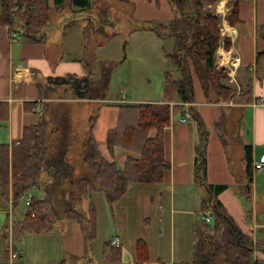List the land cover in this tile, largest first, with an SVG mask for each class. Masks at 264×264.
<instances>
[{"label": "trees", "instance_id": "trees-1", "mask_svg": "<svg viewBox=\"0 0 264 264\" xmlns=\"http://www.w3.org/2000/svg\"><path fill=\"white\" fill-rule=\"evenodd\" d=\"M153 2L152 0H148ZM242 0H233L232 13L227 17L234 26L239 23V6ZM98 0H0V27L8 30L11 38L14 35L22 37L27 43H44L47 35L44 29L51 23V13H62L68 6L92 11ZM173 22L169 25H158L148 28L163 38L175 39L174 57L180 69V76L165 73L163 103H146L138 105H121L118 126L107 133V145L111 153L117 148L137 154V158L128 157L124 169L116 162H109L99 150L94 134L98 116L87 120L83 142V153L80 164L72 159V121L68 112H64L61 120L53 125L45 114L46 107L41 111L39 121L24 128L20 140L12 144L0 145V213L16 211L21 202V196L33 187L42 185L45 192L43 199L33 198L27 206L24 218L12 224V241L15 247L21 244L29 234H51L58 223L62 221L78 224L84 234L87 246L97 238L98 211L92 198L95 193L104 194L112 207L127 194L132 184H161L165 174L170 169L166 158L164 134L171 126V117L183 115L186 112L184 103L194 104V76H201L206 85V93L214 92L216 98L228 102L236 96V92L226 85L228 75L225 70H218L216 55L222 41L221 24L223 18L208 14L206 6L217 3V0H191L194 16H187L183 5L185 0H168ZM155 5L160 9L159 1ZM91 23V24H90ZM93 24L84 29V51L90 41ZM111 38L101 25L96 31ZM225 47H231L229 39H223ZM264 54V53H263ZM95 74L89 69L87 76L49 78L45 85H40L41 96L45 105L49 95L60 87L71 91L72 97L78 101L104 100L109 93L108 85H99L94 80ZM211 86V87H210ZM246 102H252L253 89L251 75L247 77L243 90L239 95ZM183 103V104H182ZM174 104V105H172ZM34 106V104H26ZM37 107H34L36 111ZM132 114L126 117L124 110ZM190 110L199 121L201 139L204 147H198V157L195 162L196 181L204 185L210 194L202 204L199 214L200 221L195 232L194 257L190 262L175 264H258L254 259L255 243L235 224L233 218L216 200L220 191L226 185L215 186L208 183V162L206 155L207 139L202 130L204 123L192 106ZM10 106L8 102L0 101V120L8 121ZM136 119L132 123V118ZM226 114L217 123V130L223 145L227 147L224 129ZM74 124V123H73ZM75 126V124H74ZM76 131V126H75ZM151 130L157 131V137L149 138ZM71 156V157H70ZM244 162L248 171V179L252 180V148L245 146ZM86 167L90 175L83 174L80 168ZM58 196L63 199L62 206ZM90 200L87 211H83V200ZM10 207L12 209H10ZM203 214H210V223L202 219ZM2 240L8 245L10 224L4 226ZM110 238L104 243L102 258L107 262L122 260L123 249L113 245ZM8 251V249H7ZM137 264H150V251L147 244L140 240L136 246ZM62 264H68L66 260ZM156 264H166L158 262Z\"/></svg>", "mask_w": 264, "mask_h": 264}, {"label": "rangeland", "instance_id": "rangeland-1", "mask_svg": "<svg viewBox=\"0 0 264 264\" xmlns=\"http://www.w3.org/2000/svg\"><path fill=\"white\" fill-rule=\"evenodd\" d=\"M50 1L53 5V0ZM98 1V4L92 11L72 12L67 9L60 14L53 11L51 23L43 32L49 37L50 61L53 63L55 55L60 51L58 41L65 32H70L76 42L75 50L77 51L80 48L82 54L84 48L83 29L87 26L88 22H92L93 27L90 41L87 46V52L83 54V57L92 66H96L95 82L101 86L103 83H106L109 89L106 99L110 101L107 102L105 99L97 100L96 102L101 109L96 135L99 139H102L106 137L110 129L118 124L117 121L119 122L120 119L118 108L122 104L161 103L165 87V73H172L179 77L180 69L174 57L175 39L173 37L163 38L155 31H149L148 29L161 24L166 25L172 21L174 13L168 0H152L153 4L148 0ZM155 1H159L160 7L162 3V10L156 7ZM218 1L214 5L206 6L205 11L210 14L212 10H215V6L218 7ZM183 9L187 16L195 15L191 0H185ZM219 16L221 15L219 14ZM101 25L104 27L106 34L110 37L112 36L111 38H107L96 32ZM79 37L80 47L77 43ZM72 59L73 56L67 55L65 57L66 61ZM200 74L201 76L203 75L202 72ZM201 76L195 75L194 78L195 109L204 123L202 130L205 132L204 138L207 139L206 155L211 159L213 175L216 179L225 180L229 175L223 164L225 160L226 164L231 168L229 180L231 183H234V180L238 179L243 173L244 166L239 154L242 150L241 141H246L251 134L250 120L252 111L250 109L243 110L241 108L218 105L223 102L218 100L211 90L209 95L212 99H209L206 93V85ZM226 82L229 83V80ZM208 99L212 102L211 104H201L203 102L207 103ZM232 100L233 98L230 101ZM89 102L90 100L77 101L70 93L62 91L55 95L54 93L50 94L47 105L43 102L41 109L43 110L46 107L44 115L47 116L53 125H56L61 120L64 112H68L72 121L73 144L71 156L74 163L77 164H80L81 155L84 150L82 149L83 142L87 136L86 134L84 135L85 131L81 133L82 128L80 127L75 131L73 118L74 116L77 117V114L83 113L85 108L90 106L91 103ZM117 102L123 103L120 105ZM123 113L126 117L128 114H132L127 109ZM223 114H226V118L222 132L225 135L227 147L223 145L217 130V123ZM181 118L182 115L177 114L172 117V122L173 124L175 123L176 128L178 127L181 128L180 130H183V134L188 139L185 141L187 153L191 151V142H194V138L197 135L198 139H195V142L198 147L203 148L205 142H202L201 139L199 121L195 117H192L186 123H182L180 121ZM135 122L136 119L133 117L132 123ZM85 128L87 129V127ZM177 144H181L179 139ZM198 147H194L195 153H198ZM178 149L181 150L180 145ZM227 150L228 152L226 153ZM223 167L224 171L222 170ZM83 174L90 175L91 172L88 168L83 167ZM157 188V185H131L126 196L110 209L104 203L101 194H94L92 200L98 209L99 226L97 238L90 244V247L85 243L84 234L78 224L62 221L57 224L51 234H31L23 239L21 245L25 254L21 259V264H58L61 259H67L68 264H85L82 260H91L97 264H130L132 256L134 257L135 253L134 248L131 251L130 247H134V243H131L130 246L129 244L128 246H124L122 260L119 262H107L102 258L104 243L108 239L116 237V235L120 236V239L125 243L126 241L131 242L132 239L134 240L137 237H145L147 241L151 239L149 243L153 245V250L155 251L154 243L151 241H154L152 237L156 236L159 225L155 220H152V227L150 229H147L146 225H140L143 215L140 204L143 203L144 196L146 195L155 197ZM198 190L202 193L203 198H208L205 187L196 181L194 192H198ZM194 192L188 197L187 202H182L179 206L182 209L187 208L190 210L192 214L189 216L196 223L198 221L196 216L198 208L195 205L194 198L196 196ZM29 193L32 194L33 198L35 197L39 200L45 197L42 185L33 187ZM164 198H169V195L165 194ZM62 201L61 196H58V203L61 206L63 204ZM89 201L82 202L81 207L83 211L89 205ZM10 209L12 208L10 207ZM26 210L27 206L21 201L18 209L12 211V213L10 212V218L7 216V212L0 213V228L7 222L12 223L23 220ZM189 216H186L188 222ZM125 219L127 224H124ZM256 238L258 239V245L255 244V249L260 252L264 259V231L259 230ZM3 249L4 243L1 241V257L3 256ZM27 250H29V254ZM85 250L90 257L83 258ZM27 256L28 258H26ZM74 256H81V258L75 261L73 260ZM17 261L15 259V262ZM261 263L264 264V260H261Z\"/></svg>", "mask_w": 264, "mask_h": 264}, {"label": "crops", "instance_id": "crops-1", "mask_svg": "<svg viewBox=\"0 0 264 264\" xmlns=\"http://www.w3.org/2000/svg\"><path fill=\"white\" fill-rule=\"evenodd\" d=\"M232 5L233 0H219L218 7L215 6V10L210 12V14L221 15L223 18L221 25L222 38H227L231 41V47L227 49L222 39L215 61L217 69L220 71L225 70L228 75L229 83L226 82V85L236 92V97H234L232 101H222L223 103L221 104H215L221 105L222 107L227 106L231 108H241L243 110L250 109L252 111L250 120L251 134L246 141H241L242 150L239 155H241V161L244 166L242 175H240L238 179H235L234 183H231L229 180L231 168L224 160L223 164L229 175L225 180L216 179L213 175L211 159L207 156L208 183L215 186H228L226 189L218 193L216 200L220 202L227 213L233 218L236 226L244 234L252 238L254 243L258 245V239L256 238L258 231H264V171L255 170L253 165L260 161L264 155V0H242L239 6V23L234 26H232L227 20V17L232 13ZM67 9L72 12L86 11L73 6H68ZM159 10H162V3L161 9ZM173 19L172 15V21L166 25L171 24ZM88 25L89 22L87 23V26ZM86 27H84V29ZM48 42V36L44 43H27L24 42L22 37L13 40L7 29L0 27V101L8 102L10 106L9 120H0V145L12 144L14 141L20 140L24 128L39 121L42 104L46 101L42 98L39 87L40 85H45L49 78L66 76L83 78L87 76L88 69L96 76V66H92L83 57V54L87 52V49L85 52L83 48L82 54L80 48L76 51V42L72 38L70 32H65L59 39L58 43L60 51L55 55L53 63L50 61L51 56L49 54ZM77 43L80 47V37ZM67 55L73 56V59L66 61L65 57ZM250 75L252 78L253 100L249 103L239 95L243 90V85L245 84L247 77ZM66 90L67 88L60 87L57 90V93H61L62 91L65 92ZM57 93L55 92L54 95ZM69 93L72 96L71 91ZM208 98L212 99L210 95H208ZM209 99L207 103L203 102L201 104H211L212 102H210ZM106 101L108 102L110 100L106 99ZM96 102L97 100H90V106L85 108L83 113L80 112L81 114H77V117L74 116L73 118L76 128H82L81 133L85 131L87 120L91 116H98V125L101 109ZM122 103H120V105ZM161 103H163V101ZM195 103L191 105L194 109L196 108ZM26 104H34V106ZM184 106L186 110L191 108L186 106L185 103ZM34 107H37L36 111L33 110ZM118 109L121 113V106ZM226 114L229 115L228 113ZM128 116H130V114H128L127 117ZM173 116H175L174 113L172 114V117ZM172 117L171 126L166 129L164 134L166 158L170 163V169L165 174L164 182L161 184H140L157 185L158 187L155 197H149L146 195L144 196L143 203L140 204L141 212H143L140 225H146L147 229H150L152 227V220H155L159 225L156 236L152 237L154 238V241H151L154 243L155 251L153 250V245L149 243L151 239H148L149 241H147L145 237H137L134 240L132 239L131 242L126 241V243L122 241V239H120L121 237L118 235L112 237L120 240L123 253L125 245L128 246L129 244L130 246L131 243H134V247H130L131 251L133 248L135 251L130 264L138 263L136 246L137 242L140 240L144 241L149 248L151 258L150 264H156L160 261L166 264L190 262L194 257L195 232L201 218V216L199 218V214H201L202 211V204L206 200L203 198L200 190L194 192V185L196 183L195 162L198 157V153H195L194 147H198L195 142V139H198V135L194 138V142H191V151L187 153V145L185 141L188 139L185 134H183V130H180L181 128L178 127L176 128L175 123L173 124ZM97 125L94 129V134L98 142L99 150L107 161L116 162L120 169H124L128 157L137 158V154L121 148H117L114 150V153H111L106 141L107 135L102 139L97 137ZM117 126L118 124L115 127ZM156 137L157 131L151 130L149 138L154 139ZM177 137L181 144H177ZM179 145L181 150L178 149ZM245 146L252 148V180L250 181L248 179V171L244 162ZM227 152L228 150L226 153ZM222 170L224 171V167ZM80 171L83 172L82 167L80 168ZM130 186L128 190H130ZM205 189L208 193L207 199H209V191L206 187ZM192 192H194L196 196L194 200L196 208H198L196 213L198 221L196 223L192 220V217L189 216L192 212L187 208L182 209L179 206L182 202L188 201V197L193 194ZM165 194L169 195V198H164ZM101 195L108 209L112 208L108 204L105 195ZM83 201H87V199ZM88 207L89 205L84 208V210L87 211ZM186 216L190 217L189 222ZM13 223L14 222L9 223L10 229L9 232L6 233L9 238L8 245L2 240V236L5 233V225L0 228V242L2 241L4 243V258L3 256H0V264H21V259L25 254L21 244L18 245V247L13 245ZM97 224L99 226V213ZM124 224H127L126 219ZM12 248L15 250L22 249L23 254L20 257L12 258L10 254ZM86 250L83 258L90 257ZM27 253L29 254V250H27ZM26 258H28V256ZM80 258L81 256H74L73 260L78 261ZM15 259L18 261L15 262ZM254 259L258 264H262L261 260H264L260 252L256 249ZM64 260L68 262L67 259ZM64 260L61 259L58 264H62ZM82 262H85V264H97L91 260H82Z\"/></svg>", "mask_w": 264, "mask_h": 264}, {"label": "built area", "instance_id": "built-area-1", "mask_svg": "<svg viewBox=\"0 0 264 264\" xmlns=\"http://www.w3.org/2000/svg\"><path fill=\"white\" fill-rule=\"evenodd\" d=\"M185 105L186 106H190L191 104H189V103H185ZM193 117V114H192V112L190 111V110H187L185 113H184V115L182 116V118H181V122L182 123H186L189 119H191ZM254 169L255 170H257V171H264V155H263V157H262V159L260 160V161H258V162H256V163H254ZM21 201H23L24 202V204L26 205V206H30V204L32 203V201H33V196H32V194H30L29 192H26L25 194H23L22 196H21ZM202 219L203 220H205L206 222H208V223H210L211 221H212V217H211V215L210 214H203L202 215ZM113 245H115V246H117V247H119V246H121V242H120V240L118 239V238H114L113 239ZM10 254H11V257L13 258H15V257H20L22 254H23V251H22V249H17V250H15V249H11V251H10Z\"/></svg>", "mask_w": 264, "mask_h": 264}, {"label": "bare ground", "instance_id": "bare-ground-1", "mask_svg": "<svg viewBox=\"0 0 264 264\" xmlns=\"http://www.w3.org/2000/svg\"><path fill=\"white\" fill-rule=\"evenodd\" d=\"M18 38V35H14V37L12 38L13 40H16ZM189 104H191V105H193L192 103H189ZM191 105L189 106V107H191ZM189 110H190V108H189ZM187 111V110H186ZM191 111V110H190ZM192 112V111H191ZM193 114V113H192ZM184 115V114H183ZM182 115V116H183Z\"/></svg>", "mask_w": 264, "mask_h": 264}]
</instances>
